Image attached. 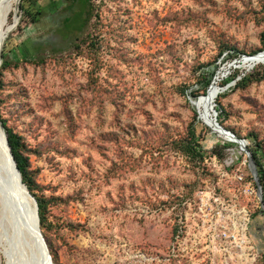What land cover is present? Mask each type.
I'll use <instances>...</instances> for the list:
<instances>
[{
    "label": "rangeland",
    "instance_id": "374dc122",
    "mask_svg": "<svg viewBox=\"0 0 264 264\" xmlns=\"http://www.w3.org/2000/svg\"><path fill=\"white\" fill-rule=\"evenodd\" d=\"M87 9L78 30L66 21L84 12L77 0L12 3L6 29L15 28L0 51V113L47 202L54 263L264 264L250 165L256 149L264 166V63L243 67L264 52V0H91ZM213 74L217 119L250 156L197 108ZM249 76L263 78L237 85ZM12 243L0 264H28Z\"/></svg>",
    "mask_w": 264,
    "mask_h": 264
},
{
    "label": "bare ground",
    "instance_id": "6f19581e",
    "mask_svg": "<svg viewBox=\"0 0 264 264\" xmlns=\"http://www.w3.org/2000/svg\"><path fill=\"white\" fill-rule=\"evenodd\" d=\"M19 1L20 0H0V51L8 34L15 28V26L12 25L6 29L8 25L7 18L12 11V3H18ZM260 63H264V52L255 56L245 57L243 60V67L251 68ZM222 93L221 86L219 85V81L217 79L216 82H214L209 88L208 93L199 98L197 101V108H199L208 127L212 128L215 133L219 134L220 137L225 140L236 143L235 138L224 134L223 131L215 125V118L217 119V115L215 114V101ZM242 147L244 149V146ZM6 155L4 139L2 138V130L0 129V253L2 245L8 238L10 241H13L14 244L12 243V248L15 246L16 250H22L23 245L25 248V253L23 251V254L26 255L25 258L27 259L28 264L35 263V261L30 258L31 252H28V249L30 248L32 249V252L36 254V257L39 258V264H42L41 258L35 247L34 237L29 230L30 222L33 220V215L28 208H24L26 202L20 199V197L24 199L25 196L22 192L23 187L20 186V180L15 172L13 163L7 159ZM15 195H17V197ZM13 197L15 199L17 198V202L15 199L13 200ZM11 205L14 207L13 213H11ZM17 210L18 213L22 212L20 217L21 223L15 220L19 217V214L16 213ZM8 212L9 214L11 213L9 221L12 222V231L8 230L7 224H4L3 221L5 213ZM11 251V253H13L15 249H11ZM7 264H14V256L13 258L11 256L7 257Z\"/></svg>",
    "mask_w": 264,
    "mask_h": 264
},
{
    "label": "trees",
    "instance_id": "16d2710c",
    "mask_svg": "<svg viewBox=\"0 0 264 264\" xmlns=\"http://www.w3.org/2000/svg\"><path fill=\"white\" fill-rule=\"evenodd\" d=\"M68 1H73V0H68ZM77 1H79V3L84 4V12H81L79 14V16L74 15L71 18H67L66 21L67 22L80 21V27H78V30L79 29L82 30L84 28L85 24L87 23V16H88L87 6H88V3L91 2V0H77ZM262 43L264 45V34L262 36ZM221 55H222V53H221ZM8 66H9V64L6 62L3 64V68H6ZM1 75H2V71H1ZM214 76H215V74L206 78L205 82L202 84L201 90L204 93H207V90H209L208 88L211 87L212 81L214 80ZM262 78L263 77H260V78H258V77L254 78L251 76L245 77L242 80H240L239 82H237V85H245V84H247L253 80H261ZM233 79H228L225 82L230 83V82H232ZM1 86H2V81L0 80V87ZM0 107H1V102H0ZM220 111H222V108L218 107L217 112H220ZM0 119H1L4 127L6 128V130L8 132L9 146L11 147V152H12V154L15 158V161L17 163V166L20 170L22 181L27 186L31 195L37 201L39 220H40V228H41V231H42V233L45 237V240L48 244L50 254H52L51 247H50L48 239L46 237V204H47V202L43 197H40L36 193V184H35V181L33 179L31 171H30L29 159L25 155V145L23 143V138L19 134H17L16 132H14L13 129L8 127L7 121L5 119H3V117L1 116V113H0ZM219 123L223 126V122L219 121ZM189 137H190V142L188 143L186 153L187 154H193V153H195V150H196V149H194L193 145L196 144L197 137L195 134H191V135H189ZM252 157H253V160L257 166L260 183H261L262 188L264 190V166L262 164V155L260 153V150L253 149L252 150ZM263 199H264V193H263ZM53 260L55 261V257H53Z\"/></svg>",
    "mask_w": 264,
    "mask_h": 264
},
{
    "label": "water",
    "instance_id": "95a60500",
    "mask_svg": "<svg viewBox=\"0 0 264 264\" xmlns=\"http://www.w3.org/2000/svg\"><path fill=\"white\" fill-rule=\"evenodd\" d=\"M215 114L217 115L216 109H215ZM215 125L217 126V128L221 129L224 134L235 138L236 144L240 145L241 149H243L242 146H244L243 150H246L247 153H249V151L247 149V142L246 141L240 140L235 134H233L229 130L225 129L218 122V120L216 118H215ZM0 129L2 130V138L4 139L5 152L7 154L6 155L7 159L10 160L11 163H13L14 168H15V172H16L17 176L19 177V180H20V186L23 187L22 192L24 193L25 196H24V199L21 197H20V199L24 200L26 202V204L24 205V208L25 209L28 208L32 212V215H33V220H31V222H30L29 230L32 233V236L34 237L36 250H37V252L41 258L42 264H55L51 254H50V251H49L48 245L46 243L45 237H44V235L41 231V228H40V220H39L37 201L31 195L27 186L22 181L20 170H19L17 163L15 161V158L11 152V147L9 146L8 132H7L6 128L4 127L1 119H0ZM249 156H250V153H249ZM10 161H8V162H10ZM250 165H251V170H252V173L254 175L255 181H256L257 186H258L259 198L261 200L262 205L264 206L262 185L260 183L259 173L257 170V166H256L255 162L253 161V159L251 158V156H250Z\"/></svg>",
    "mask_w": 264,
    "mask_h": 264
}]
</instances>
